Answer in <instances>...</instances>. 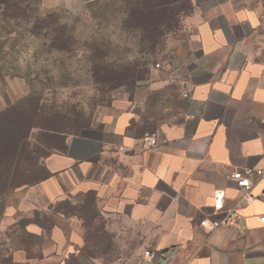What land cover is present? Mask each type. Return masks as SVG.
<instances>
[{
	"label": "crops",
	"instance_id": "obj_1",
	"mask_svg": "<svg viewBox=\"0 0 264 264\" xmlns=\"http://www.w3.org/2000/svg\"><path fill=\"white\" fill-rule=\"evenodd\" d=\"M181 1L158 3L171 9ZM187 1L194 11L185 20L187 41L175 50L184 57L146 67L148 77L98 113L85 133L54 132L37 122L18 127L20 137L7 130L1 196L15 193L30 218L49 217L66 200L72 206L93 200L98 212L94 225L63 213L61 222L31 220L26 228L37 239L31 264H107L88 252L87 229L94 227L111 244L136 245L110 264L151 263L146 253L152 251L170 254V264H264V199L241 204L242 191L230 178L236 170L264 171V0ZM157 93L163 118L148 132L141 127L153 120L146 112ZM172 102L181 106L173 113L165 106ZM262 186L257 181L255 193ZM219 193L225 206L215 214ZM231 209L243 227H201L202 219L222 218ZM12 261L20 263L16 252Z\"/></svg>",
	"mask_w": 264,
	"mask_h": 264
},
{
	"label": "rangeland",
	"instance_id": "obj_2",
	"mask_svg": "<svg viewBox=\"0 0 264 264\" xmlns=\"http://www.w3.org/2000/svg\"><path fill=\"white\" fill-rule=\"evenodd\" d=\"M158 2L70 0L51 8L50 0H40L30 7L39 20L30 16L13 21L0 13V110L20 111L17 116L10 111L3 118L83 134L96 123L98 113L131 91L136 80L148 77L147 66L160 69L157 64L176 63L184 57L175 50L187 41L185 20L194 12L192 6L182 0L160 12ZM133 63L140 68L134 69ZM174 91L171 86L168 92ZM158 97V93L153 95L146 112L153 120L141 127L148 132L155 131V121L163 118L155 107ZM167 105L172 113L180 106ZM10 131L16 134L15 128ZM6 132L0 131V148L5 146ZM19 204L15 193L0 195V264H17L12 261L15 252L18 264H31L30 245L37 239L26 227L33 219L61 222L63 213L83 217L90 225L98 220L93 200L77 206L60 201L49 217L38 214L34 218L23 214ZM121 231L120 238L126 241L125 229ZM87 234L92 241L89 254L107 264L125 258L136 246L111 244L110 236L98 227L88 228Z\"/></svg>",
	"mask_w": 264,
	"mask_h": 264
},
{
	"label": "built area",
	"instance_id": "obj_3",
	"mask_svg": "<svg viewBox=\"0 0 264 264\" xmlns=\"http://www.w3.org/2000/svg\"><path fill=\"white\" fill-rule=\"evenodd\" d=\"M157 68L160 65H156ZM145 142L151 147H158V141L153 138L146 136ZM231 179L235 180L238 188L242 191L241 204L250 205L259 199H264V171L258 169H245L236 170L231 176ZM259 181L263 183L262 189L259 193H255L256 183ZM224 195L219 193L215 196L213 210L214 213H220L224 210ZM260 220L264 223V216L260 217ZM200 225L207 231H215L221 227L232 226V227H243L236 209H231L225 213L222 218L209 220L204 218L200 221ZM153 262L147 263L145 261L139 264H170L171 255L165 252H147L146 253Z\"/></svg>",
	"mask_w": 264,
	"mask_h": 264
},
{
	"label": "trees",
	"instance_id": "obj_4",
	"mask_svg": "<svg viewBox=\"0 0 264 264\" xmlns=\"http://www.w3.org/2000/svg\"><path fill=\"white\" fill-rule=\"evenodd\" d=\"M38 3H40V0H0V13L1 15H3V17L5 16L6 18L11 19L13 21L20 20L21 18H30V16H31V19L34 18V20H39V16H36V17H34V15L32 16V14L36 12V10L32 11L30 9V7L33 4H38ZM166 9L167 8H161L158 10L160 12H164ZM136 68H140V67L136 65L134 69ZM10 111L12 112V115H15V116L19 115V112H20L19 109H15V108H11ZM4 115H5L4 113L0 114V121L3 119ZM1 122L3 123L0 127L1 131H7V130L15 128L16 129L15 135H17V137H20V133H18V129H17L18 127L21 130L22 129L26 130V128L29 126V125L27 126L25 122H18L17 120L14 122L11 120H4ZM9 122L14 124L13 127L6 125V124H10ZM61 130H65V129L64 128L58 129L55 127L53 128L54 132H59ZM84 131L86 132V129H84ZM5 137H7V133ZM5 137L3 139H5ZM0 149H3V146Z\"/></svg>",
	"mask_w": 264,
	"mask_h": 264
}]
</instances>
